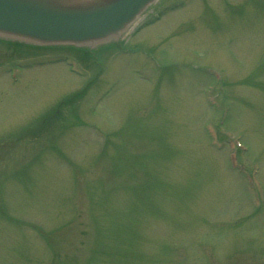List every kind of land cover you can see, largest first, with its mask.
<instances>
[{
	"label": "rangeland",
	"instance_id": "374dc122",
	"mask_svg": "<svg viewBox=\"0 0 264 264\" xmlns=\"http://www.w3.org/2000/svg\"><path fill=\"white\" fill-rule=\"evenodd\" d=\"M173 3L134 35V54L100 56L95 83L77 56L76 75L0 58V264H264V0ZM14 63L28 67L17 85ZM198 66L224 71L223 94ZM99 127L107 147L92 142ZM229 140L248 150L243 173L257 163L258 205L228 166Z\"/></svg>",
	"mask_w": 264,
	"mask_h": 264
},
{
	"label": "water",
	"instance_id": "95a60500",
	"mask_svg": "<svg viewBox=\"0 0 264 264\" xmlns=\"http://www.w3.org/2000/svg\"><path fill=\"white\" fill-rule=\"evenodd\" d=\"M145 1L114 0L74 11L52 8L51 0H0V31L38 35L46 41L102 36L130 18Z\"/></svg>",
	"mask_w": 264,
	"mask_h": 264
}]
</instances>
